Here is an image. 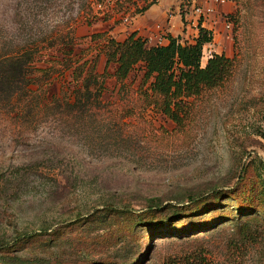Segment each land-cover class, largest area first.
Masks as SVG:
<instances>
[{
	"label": "rangeland",
	"instance_id": "obj_1",
	"mask_svg": "<svg viewBox=\"0 0 264 264\" xmlns=\"http://www.w3.org/2000/svg\"><path fill=\"white\" fill-rule=\"evenodd\" d=\"M226 1L232 10L220 22L231 29L211 32L203 51L233 59L232 75L184 99L179 126L149 103L142 64L123 82L115 80L116 66L106 65L104 54L113 38L100 23L108 13L97 16V0L61 5L53 20L67 23L64 33L74 30L72 53L46 49L35 57L34 68L48 75L36 74L33 104L40 108L53 97L73 101L77 84L63 61L96 58L105 111L86 118L89 124L77 132L45 114L33 128L0 101V258L8 264H87L82 260L100 257L99 264H198L200 257L212 264H264V205L241 220L233 212L234 225L227 213L238 194L221 205L202 202L212 191L236 190L245 166L251 177L264 178V0ZM40 145L56 156H35ZM150 199L160 201L162 212L150 208ZM106 207L128 214L112 226L77 222ZM173 211L177 221L158 226ZM221 217L226 223L211 229ZM188 221L207 227L189 237L180 230Z\"/></svg>",
	"mask_w": 264,
	"mask_h": 264
},
{
	"label": "trees",
	"instance_id": "obj_2",
	"mask_svg": "<svg viewBox=\"0 0 264 264\" xmlns=\"http://www.w3.org/2000/svg\"><path fill=\"white\" fill-rule=\"evenodd\" d=\"M66 1H68L67 7H70L71 0H0V15L2 16L0 19V101L14 107L17 119H21L24 124L32 127L38 118L45 114L52 120L65 123L67 130H76L82 125L89 124L85 121L86 118L89 119V116L105 109L100 104L104 74L97 73L96 58L90 63L88 60L81 63L63 61L64 70L72 69V79L77 84L73 101L53 97L40 108L37 104H33L37 90H33L32 87H39L35 80L36 74L43 77L48 75V71L34 68L35 57L46 49L57 48L58 52H63L65 55L72 53L70 47L75 39L74 30L70 28L71 31L64 33L63 29L67 27V23H58L53 20L60 12L61 5ZM145 9L146 7L136 13ZM211 42L210 34L202 28L198 29V34L192 44L183 45L178 38L169 37L168 43L164 46L148 47L146 40L136 38L132 34L122 42L107 40L104 54L106 65L116 66L113 76L118 83L123 82L137 65L142 64L143 81L149 83L147 88L150 93L149 103L179 126L182 121L180 115L186 114L184 99H196L203 92L220 87L232 75L234 61L224 55H212L206 65L201 67L203 46ZM33 154L35 156H56L55 153L49 151V148L42 150L41 145ZM262 166L264 167V163ZM236 186L237 189L232 191H212L203 201L200 200L206 202L205 204L209 202L216 206L221 205L226 198L235 199V194H238L235 208L229 209L227 213L231 215L230 222H234V225L233 212L236 211L241 220L255 215L253 212L255 205H264V178L260 174L251 177L245 166ZM190 200L193 201L194 198L191 197ZM239 201H242V206L238 204ZM150 204V208L160 209V201L157 199H150ZM167 207L172 209L174 206ZM163 209L161 208L159 212ZM127 214L125 210L106 207L96 210L86 220L78 217L77 222L80 225L84 224V221L91 223L98 221L110 223L112 226L114 218L124 217ZM178 218V213L173 211L172 215L165 216L158 226L171 227ZM224 219L226 218L221 217L216 220L210 228L215 230L224 225L226 223ZM73 223L64 227H70L75 224ZM187 224L190 226H182L180 230L183 232L187 230L186 235L188 233L189 237H193L198 236L199 233L194 232L206 226L207 223L195 224V222L188 221ZM138 227L139 223L136 222L134 228ZM241 229L244 230L243 233L246 231V223L241 225ZM35 236H40V234ZM6 258V256H1L2 264H8ZM99 259L82 261L87 264L102 263V258ZM134 264H141V261ZM198 264H212V262L205 257H200Z\"/></svg>",
	"mask_w": 264,
	"mask_h": 264
},
{
	"label": "crops",
	"instance_id": "obj_3",
	"mask_svg": "<svg viewBox=\"0 0 264 264\" xmlns=\"http://www.w3.org/2000/svg\"><path fill=\"white\" fill-rule=\"evenodd\" d=\"M197 4L214 9V13L210 16V19L218 21L214 33L224 32L223 22L221 23L220 20L223 15H227L232 10L228 2L197 0ZM145 7L144 11L136 13ZM107 13L108 17L104 18L106 20H100V23L106 25L109 35L117 42H122L134 34L136 38L142 40L161 38L165 45L169 37L178 38L183 45L190 35L194 38L197 34V30L188 22L190 15L182 18L178 0H118L115 8ZM97 16L102 18L105 14H97ZM125 16L130 17L127 23L123 22ZM93 28L94 25L89 29Z\"/></svg>",
	"mask_w": 264,
	"mask_h": 264
},
{
	"label": "built area",
	"instance_id": "obj_4",
	"mask_svg": "<svg viewBox=\"0 0 264 264\" xmlns=\"http://www.w3.org/2000/svg\"><path fill=\"white\" fill-rule=\"evenodd\" d=\"M178 1L180 4V14L182 18H184L185 15H190V17H188V22H190V25H193V27L197 30V32L199 28L204 29L206 32H208V34L214 31V29L218 25V21L210 19V16L214 13V9L212 7L199 6L197 4V0H178ZM221 2H223V0H221ZM117 3L118 0H97V2L94 3L93 7L95 8L96 12L105 14L109 10L114 9ZM129 20H130L129 16H125L123 18V22L125 23L129 22ZM223 28L229 31L231 29V25L227 23V21L225 20L223 21ZM146 45L148 47H155V46H164L165 44L161 38H157L156 40L154 39L146 40ZM206 45L211 46L210 43ZM214 54L207 56L205 54V50L203 51L202 49L201 67H203L202 66L203 60L205 59L208 60Z\"/></svg>",
	"mask_w": 264,
	"mask_h": 264
}]
</instances>
